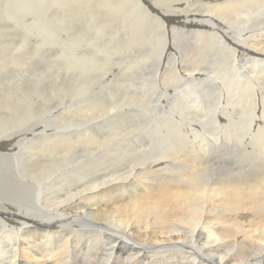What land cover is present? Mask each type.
<instances>
[{
	"label": "bare ground",
	"instance_id": "6f19581e",
	"mask_svg": "<svg viewBox=\"0 0 264 264\" xmlns=\"http://www.w3.org/2000/svg\"><path fill=\"white\" fill-rule=\"evenodd\" d=\"M2 33L45 36L0 49V264H264V0H0Z\"/></svg>",
	"mask_w": 264,
	"mask_h": 264
},
{
	"label": "rangeland",
	"instance_id": "374dc122",
	"mask_svg": "<svg viewBox=\"0 0 264 264\" xmlns=\"http://www.w3.org/2000/svg\"><path fill=\"white\" fill-rule=\"evenodd\" d=\"M12 24H13V22H12ZM16 30H18V28L16 29ZM34 34V35H33ZM4 35V36H3ZM18 35V36H17ZM30 35V36H29ZM36 35V36H35ZM61 35V34H60ZM7 36V37H6ZM16 36V37H15ZM45 35H44V33H2V39H1V43H0V49L2 50H12V49H14V50H16V51H20L19 53H23V54H29V53H32V52H34V50H37V49H35L34 47H35V45H40V47H41V44H42V38L44 37ZM41 37V38H40ZM38 38H39V40H40V42H38L39 40H38ZM9 42H8V41ZM6 42V43H5ZM8 42V43H7ZM13 43H14V45H13ZM4 44V45H3ZM12 44V45H11ZM3 47H2V46ZM6 45V46H5ZM12 48V49H11ZM21 48H22V50H21ZM42 48H43V46H42ZM48 51H46V53L48 54V55H54V52H53V49L54 48H49V47H45ZM0 50V51H1ZM23 51V52H22ZM12 57V56H11ZM13 57H18L17 55H15V56H13ZM12 57V58H13ZM12 58L11 59H9V60H12ZM14 64H16V63H14ZM14 64H11V65H14ZM19 69H21L23 72L24 71H26V73L24 72H21V70H19ZM15 72H17L18 74H19V78L20 79H23V78H25V79H27V78H32V77H34V74H33V70L32 69H27L26 67H23V68H20V67H18V65H16L15 66ZM30 73V74H29ZM25 74V75H24ZM23 75V76H22ZM31 75H33L32 77H31ZM24 80V79H23ZM37 82H38V80H37ZM39 83V82H38ZM27 84H29V83H27ZM26 84V85H27ZM232 161L230 162V163H227V167H228V170L229 171H223V172H221V173H237L240 169H241V165H232ZM239 167V168H238ZM247 172V171H246ZM246 172H243V174L244 173H246ZM248 175V176H247ZM242 176V175H241ZM244 177H249L250 176V173H249V171L247 172V174L246 175H243ZM257 236H255V238H256ZM254 238V239H255ZM237 251L235 250L234 251V253H236ZM160 258L161 259H163V260H160ZM165 259V260H164ZM160 260V264H169V262H171V260H172V256H167V258L165 257V258H162V257H159L158 258V261ZM134 263H137V262H134ZM145 263H147V264H151L152 263V260H151V258H148L147 259V261L145 262ZM140 264H143V263H140Z\"/></svg>",
	"mask_w": 264,
	"mask_h": 264
}]
</instances>
